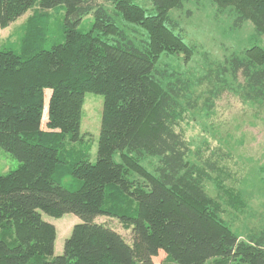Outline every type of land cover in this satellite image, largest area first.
<instances>
[{
	"label": "trees",
	"instance_id": "1",
	"mask_svg": "<svg viewBox=\"0 0 264 264\" xmlns=\"http://www.w3.org/2000/svg\"><path fill=\"white\" fill-rule=\"evenodd\" d=\"M212 1L236 27L251 21L264 37V0ZM152 2L155 14L133 0H113V9L97 0H0V31L38 7L20 49H0V147L19 161L0 173V264H264V232L241 237L205 186L219 169L215 153L191 161L176 129L200 99L209 113L225 91L264 106V46L211 59L195 80L162 63L195 53L170 16L185 0ZM61 10L60 32L51 13ZM89 15L94 23L81 31ZM119 18L144 32H128ZM88 92L104 97L95 162L81 135ZM148 158L158 159L154 170ZM228 202L240 207L231 193ZM43 213L81 219L60 255ZM101 216L118 219L132 241Z\"/></svg>",
	"mask_w": 264,
	"mask_h": 264
},
{
	"label": "rangeland",
	"instance_id": "2",
	"mask_svg": "<svg viewBox=\"0 0 264 264\" xmlns=\"http://www.w3.org/2000/svg\"><path fill=\"white\" fill-rule=\"evenodd\" d=\"M113 9V0H97ZM144 7L148 14H155L152 0H133ZM38 7L30 9L26 14L13 22L8 28L0 31V49L18 51L25 35V27L30 17L35 15ZM52 21H58L54 27L62 31L65 10L52 12ZM175 21L176 31L184 40L195 47L190 61H185L183 53L172 58L163 57V66L167 61L177 70L189 74L196 80L202 76L212 60H221L232 53H243L253 45L264 46V37H260L251 21L242 27L235 26L234 18L218 13L212 0H185L181 9L170 11ZM52 22V23H55ZM94 23L93 15L87 16L79 26L87 32ZM117 23L128 32H144L142 26L129 24L123 18ZM138 35V33H137ZM141 37V35L139 36ZM61 40L63 38L61 37ZM208 89L206 85L195 86L198 96ZM216 107L209 113L201 110L204 98L198 102L196 111L188 112L185 119L176 128L181 132L191 147L190 160L198 158V151L203 157L211 156L219 162L218 171L211 174L205 186L210 195L220 194L224 203V220L246 238L248 234L264 232V106L245 103L233 91H225L217 101ZM104 97L101 94L88 92L85 95L81 135L85 145H89L92 162L97 160L98 142L100 137ZM218 157V158H217ZM157 158H148L144 164L154 170ZM19 166V161L9 152L0 147V173L7 174ZM219 182L225 187V194L217 188ZM229 193L236 198L239 206L234 207L228 202ZM46 221L58 229L55 243V255L64 251L65 241L70 237L74 226L81 219L73 213L62 218H54L45 213ZM97 222L106 224L119 231L127 241H132V232L125 229L118 219L101 216ZM164 253L157 260L164 258ZM210 263V262H209ZM208 263V264H209Z\"/></svg>",
	"mask_w": 264,
	"mask_h": 264
},
{
	"label": "crops",
	"instance_id": "3",
	"mask_svg": "<svg viewBox=\"0 0 264 264\" xmlns=\"http://www.w3.org/2000/svg\"><path fill=\"white\" fill-rule=\"evenodd\" d=\"M56 227V226H55ZM56 229H57V227H56ZM57 235H58V229H57Z\"/></svg>",
	"mask_w": 264,
	"mask_h": 264
}]
</instances>
